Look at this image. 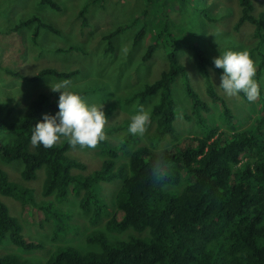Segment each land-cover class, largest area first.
<instances>
[{
  "label": "trees",
  "instance_id": "obj_1",
  "mask_svg": "<svg viewBox=\"0 0 264 264\" xmlns=\"http://www.w3.org/2000/svg\"><path fill=\"white\" fill-rule=\"evenodd\" d=\"M99 1L88 0L69 19L80 30V41L87 37L90 5ZM253 2L237 0L239 15L233 29L239 30L245 22L252 24L253 35L258 38L255 50L264 54V10L253 14ZM40 4L61 10L52 0H40ZM188 8L189 0H142L141 6L135 4L129 22L103 35L111 53L115 49L112 40L122 31L137 26L131 46H141L142 40L151 36V44L141 56L142 63H147L158 49L166 52V70L151 82L143 80L136 92L124 99L129 104L133 99L144 102L156 97L142 121L143 125L148 119L155 120L154 130L144 139L125 131L112 143L124 125L103 124L108 112L98 111L89 121H64L75 113L74 100L88 90H69L63 86L59 91L50 89L33 94L28 87L35 82L44 84L51 78L56 82L69 80L78 73L77 69L62 71L45 66L26 75L12 70L9 61L2 65L6 73L22 81V86L12 100L7 96V105L13 106L0 104V130L9 133L0 138V161L18 162L22 181L13 180L0 168V194L28 206L31 216L25 219L27 222L35 219L40 227L44 221L53 220L55 229L50 241L58 238L59 244L42 260L32 257L29 252L44 247V243L37 235L25 231L22 218L10 213V207L0 199V244L4 245L0 264H264V95L259 86L264 55L259 57L252 74L257 85L258 115L248 128L238 129L236 116L216 86L213 87L209 67L217 71L222 89L247 99L246 91L218 60L207 56L197 45L190 46L207 95L214 105H219L218 116L229 128L225 131L209 125L206 115L209 106L191 87L186 69L179 61V41L188 42L183 37L188 31L183 13ZM204 17V22L213 21L208 15ZM20 18L0 29L6 36L4 39L28 26L31 43H37L43 31L61 35L39 13ZM76 41L72 40L68 48L58 49L64 53L77 51L82 46ZM18 47L21 51L28 48ZM38 57L36 53L34 58ZM19 58L12 54L11 62L14 64ZM179 76L191 102L195 115L192 117L203 127L202 133L158 148L165 138H176L173 128L176 106L171 85ZM122 103V100L111 102L108 111L124 107ZM136 111L132 107V112ZM91 128V133L85 134ZM78 147L97 149L103 156L98 169L86 174L73 172L86 169L84 163L68 154ZM39 171L43 172L39 185L42 198L35 199L33 188L26 182L37 178ZM107 190L113 191L112 211ZM69 196H77L73 204L89 216L92 226L98 225L86 233L83 244H60L59 235L73 230L68 223L72 216L60 205Z\"/></svg>",
  "mask_w": 264,
  "mask_h": 264
},
{
  "label": "rangeland",
  "instance_id": "obj_2",
  "mask_svg": "<svg viewBox=\"0 0 264 264\" xmlns=\"http://www.w3.org/2000/svg\"><path fill=\"white\" fill-rule=\"evenodd\" d=\"M52 1L58 3L61 10H53L48 5L40 4V0H0V29H5L14 24L21 19V16L28 17L31 14L39 13L43 19L51 22L61 34H48L43 31L37 39V43H31L29 26L12 33L7 39H4L6 36L0 33V90L2 91L0 104L7 105V96L12 100L13 94L22 86V81L19 78L10 76L2 69V65L7 61H9L12 70H19L26 75H32L45 66H54L59 70L62 69V71L77 69L78 73L70 77L69 80L56 82L51 78L44 84L43 81L35 82L30 83L28 87L33 94L50 89L59 91L60 87L63 86L69 90L73 88L88 90L74 100L75 113L72 117L65 118L64 121L80 119L89 121L97 115L98 111L108 112L109 115L106 116L103 124L120 123L124 125L120 134L112 139V143L118 141L119 136L125 131H129L142 139L145 135H151L155 120L148 119V123L143 124L144 127L142 121L147 116L150 104L157 101L156 97H150L144 102L133 99L129 104H125L124 99L133 95L137 90L136 88L139 87L138 84L142 83L143 80L149 79L148 82H151L159 76L161 71L166 70L168 66L166 52L163 48L158 49V52L154 53L147 63H142L141 56L149 45L151 36L145 37L141 46H131L132 38L138 31L137 26L122 31L112 40L115 49L111 53L107 49L106 40L103 38L104 34L123 23L129 22V18L134 14L135 4L138 2L141 6L142 0H100L97 4L90 5L91 22L87 30V37L83 41L79 39V28L74 22H69V19L75 15V10L77 11L78 7L87 3L88 0ZM115 2L116 4H114ZM253 4V14L257 15L264 10V0H254ZM204 15H208L213 21L206 20L204 22ZM238 15L237 0H189V8L183 13L185 26L188 28L183 37L187 38L188 42L183 43V39H181L178 45L179 61L186 69L191 87L198 93L201 100L209 106V111L206 114L209 118V125H217L225 131H228L229 125L218 116L221 113L219 105H214L207 95L204 79L193 62L190 46L195 44L207 56L218 60L228 70L236 83L244 88L247 99L234 91L222 89L217 71L209 67L213 87L216 86V91L224 97L236 116L235 123L239 125L238 129L248 128L259 112L257 88L255 87L257 85L253 82L252 77L253 69L259 57L264 54L255 50L258 38L253 35L254 27L252 24L245 22L239 30L233 29V24ZM72 40L80 42L82 47L79 46L77 51L62 52L61 50L68 48V44ZM18 46L28 48L21 51ZM251 51H253L252 54ZM36 53L39 55L37 59L34 58ZM12 54L20 56L19 60H14V64L11 62ZM183 83L182 77L179 76L171 85V95L176 106V116L173 121L176 138H165L159 143L158 148L164 147L166 144L170 146L188 136H200L202 133L203 127L196 121L195 117H192L195 115L192 114L191 102L184 91ZM259 86L264 95V70L259 79ZM121 100L124 107L117 106L111 108L109 110H112L111 112L108 111L111 102ZM132 107H135L137 111L132 112ZM3 109L2 107V111ZM183 112L188 114V117H185ZM4 116L5 114L2 115V117ZM12 116L11 113L8 117L11 119ZM126 123L127 127L124 129ZM92 130V128L86 129L85 134L91 133ZM8 135L9 133L0 130V138ZM143 141L146 142V140ZM68 154L86 165L85 170H73V172L83 174L98 169L103 160V156L97 152V149L72 148ZM17 163L15 161L10 163L0 161V168L6 171L10 178L21 183L19 173L21 166ZM42 177L43 172L39 171L37 178L26 182L33 188L35 199L42 198L39 195ZM105 192L108 196L109 210L112 211L114 208L112 204L113 191L107 190ZM0 199L10 207V213L22 218L25 231L37 235L44 243V247L29 252L32 257L42 260L50 250L59 244L58 238L56 241H50L55 229L53 220L44 221L43 225L39 227L37 221H34L35 219L26 221L31 216V210L27 205L23 206L19 200L2 194H0ZM76 200H78L77 196H69L66 202L60 203L62 209H66L65 212H69L72 216L68 223L73 225V230L59 235L62 245L83 244L88 235L86 233L98 226L96 224L92 226L89 223V216L83 214L73 204ZM40 218H43V215ZM3 248L4 245L0 244V250Z\"/></svg>",
  "mask_w": 264,
  "mask_h": 264
}]
</instances>
